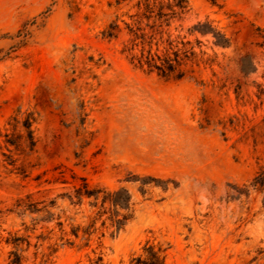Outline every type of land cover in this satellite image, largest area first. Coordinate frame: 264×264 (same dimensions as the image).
Listing matches in <instances>:
<instances>
[{
    "label": "rangeland",
    "instance_id": "1",
    "mask_svg": "<svg viewBox=\"0 0 264 264\" xmlns=\"http://www.w3.org/2000/svg\"><path fill=\"white\" fill-rule=\"evenodd\" d=\"M188 2L189 14L170 31L215 64L165 79L135 67L134 49L127 51L134 0H0V264H8L9 234L24 236L22 224L30 226L10 213L16 200L53 198L65 192L53 182L73 175L128 189L134 219L89 248H59L46 264H91L99 255L104 264H128L147 242L169 248V264H264L262 196L236 191L264 167V104L256 97L264 88V0ZM205 20L229 48L214 47L211 35H187ZM113 22L121 32L104 37ZM19 110L37 119L36 151L27 157L4 145ZM39 233L25 264H39L59 237L55 229L35 261Z\"/></svg>",
    "mask_w": 264,
    "mask_h": 264
},
{
    "label": "trees",
    "instance_id": "2",
    "mask_svg": "<svg viewBox=\"0 0 264 264\" xmlns=\"http://www.w3.org/2000/svg\"><path fill=\"white\" fill-rule=\"evenodd\" d=\"M117 4L120 5V2L117 1ZM190 10L188 0H134V16H131L134 17V28L128 27L133 37V48L127 51L134 49L132 60L135 67L157 73L165 79H182L186 74L193 73L184 70L187 66L199 67L203 64L212 67L215 64V58L208 56L205 51L200 50L197 53L195 46L186 40V36L178 34L174 37L170 31L172 24L182 21ZM186 31L189 36L211 35L216 48L227 49L231 45L230 39L216 31L208 20L199 21ZM120 32L118 25L113 22L104 37L117 38ZM196 44L200 45V42L197 41ZM249 69L251 68L241 67L244 75L251 71ZM236 95L239 97L237 90ZM256 97L260 104H264V88L260 85ZM36 124L37 119L33 112L17 111L6 124L8 128L3 134L5 148L25 157L34 154L37 147L34 129ZM21 171V174L26 173L23 169ZM72 179L73 182H68L63 176L56 179L53 184L63 185L65 192L53 198L34 200L33 194H28L16 200L10 213L21 219L29 218L30 226L22 224L26 235L19 236L15 232L6 238V245L12 247L8 264H25L27 259L24 254L31 247V235L37 230L40 233L36 236L37 242L34 245L35 261L39 258L37 251L45 243L53 241L55 229L59 233L56 242L47 247L49 254H41L39 264H46L59 248L73 247L77 242L83 248H89L94 239L100 240L109 230H112L113 236L134 219L133 196L125 187L111 190L91 185L85 178H77L75 175ZM126 182L134 183V180L128 179ZM140 191L144 196L145 190ZM236 191L239 197L244 195L248 198L252 191L260 194L264 211V167L259 169L248 186ZM168 250L169 248L157 247L147 242L141 253L134 255L128 264H169ZM91 264H104L103 257L99 255Z\"/></svg>",
    "mask_w": 264,
    "mask_h": 264
}]
</instances>
